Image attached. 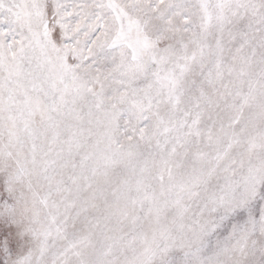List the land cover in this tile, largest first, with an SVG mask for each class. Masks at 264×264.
Masks as SVG:
<instances>
[{
    "label": "snow or ice",
    "instance_id": "1",
    "mask_svg": "<svg viewBox=\"0 0 264 264\" xmlns=\"http://www.w3.org/2000/svg\"><path fill=\"white\" fill-rule=\"evenodd\" d=\"M0 264H264V0H0Z\"/></svg>",
    "mask_w": 264,
    "mask_h": 264
}]
</instances>
